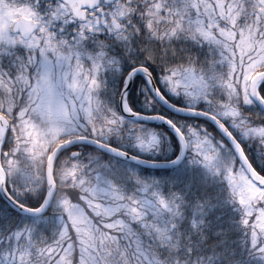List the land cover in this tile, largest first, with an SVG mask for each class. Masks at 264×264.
I'll list each match as a JSON object with an SVG mask.
<instances>
[{"label":"snow or ice","instance_id":"snow-or-ice-1","mask_svg":"<svg viewBox=\"0 0 264 264\" xmlns=\"http://www.w3.org/2000/svg\"><path fill=\"white\" fill-rule=\"evenodd\" d=\"M138 73L149 110L183 97L170 107L213 121L235 155L202 125L134 111ZM108 74L127 115L104 98ZM262 85L264 0H0V191L62 217L51 235L0 228V264H264V174L242 145L264 158V116L244 109L264 105ZM127 117L167 124L178 153L146 158L161 133ZM85 143L135 166L65 151ZM160 164L203 177L168 187L138 170Z\"/></svg>","mask_w":264,"mask_h":264},{"label":"trees","instance_id":"trees-1","mask_svg":"<svg viewBox=\"0 0 264 264\" xmlns=\"http://www.w3.org/2000/svg\"><path fill=\"white\" fill-rule=\"evenodd\" d=\"M202 51H206V50H202ZM130 67L131 66L128 65L127 62H125L124 68H128L130 70ZM154 75L156 76L158 80L159 79L158 69L156 70ZM122 79H123L122 75L112 76L108 74L106 76V80L108 83V90L107 92L104 93V98L107 99L108 102L112 104L116 108L117 111H119L117 100L120 95V89L122 88ZM160 87L163 90V85H160ZM145 88H146V85L143 79H140V77H137L135 79L133 88L131 89L129 96H128V103L133 108L134 111L140 112V113H146V114H150L151 112H159L161 115H165L169 119H172L174 121H183L187 124H191L196 127H200L202 125L209 132L212 133L214 138L223 139L226 143V146L229 152L235 155L234 152L231 150L228 142L221 136V134L216 130V128L212 124L204 120L197 119V118H185V117L173 115L170 112H168L166 109H163V107L160 106L158 102H156L153 105V107L149 110L145 106V99H146L145 92H144ZM262 88H264V85H262ZM262 94H264V92H262ZM167 98L173 104H178L181 106L185 104L183 97L172 96L171 94L168 93ZM198 107L202 108L203 105H200ZM244 109L245 111H251L253 113H257L259 115L264 116V113L260 111L256 105L244 106ZM132 122L139 123L146 127L156 129L161 133V138H162L161 153L154 157L148 154H142V155H145L146 158L164 161L168 159L169 157H172L174 152L178 153L179 146L177 144V141L174 139V136L168 130H165V128L163 127L157 126L155 123L146 124L144 122L136 121V120H132ZM112 143H115V141H112ZM242 145L246 149V152H247V155L250 161L254 164V167L257 168V171H259L261 174H264V158L260 157L259 153L256 150L255 143L249 144L247 140H243ZM124 148L125 150H134L129 145H124ZM67 151H80L85 156H87L90 153H93L95 151H101V150H98L91 146L81 145V148L76 147L72 150H67ZM63 155L64 153L61 154V157ZM99 158L101 160H107L109 158H112L115 160H119L121 164L126 163L129 165L135 166L134 164L129 163L128 161H123V160L111 157L104 153L102 154V151H101V156ZM237 163H238V160H237ZM138 170L144 176L156 177V178L161 179L162 181H165L168 187H173V186L180 187L183 184L192 181L194 177L196 178V180H199L203 177V169L202 167H199V166H190L188 169H184L183 167H181L180 169H166V171L165 170L155 171V170L147 169L144 166H139ZM213 187L216 188L218 186L214 185ZM45 194H46V188L42 186L40 191L35 196H28L26 198V202L28 203L30 207H38L40 202H42V199ZM42 217H43V220H39L38 218H35V217L32 218L30 216H25L21 213L15 212L14 210L11 209V206L9 204H7L4 200H2V197L0 196V228H13L16 226H22L23 224H27V223L38 222L40 223L41 230L44 232V234L51 235L52 232L60 226V220L62 217L60 216L58 211L54 210L53 205H51L48 212Z\"/></svg>","mask_w":264,"mask_h":264},{"label":"water","instance_id":"water-1","mask_svg":"<svg viewBox=\"0 0 264 264\" xmlns=\"http://www.w3.org/2000/svg\"><path fill=\"white\" fill-rule=\"evenodd\" d=\"M137 77H140L141 79H143V80L145 81L144 76H143V73H138V74L133 78V80L129 83L128 90H127L128 95H129V93H130V91H131V89H132V87H133L134 81H135V79H136ZM145 83H146V86L148 87L146 81H145ZM117 101H118V108H119V111H120L122 114H124V113L122 112V107H121V103H120V96H119V99H118ZM156 101H157V102L163 107V109H166L168 112L172 113L173 115L181 116V117H185V118H197V119H201V120H204V121H206V122L212 124V125L217 129V131L221 134V136L227 141V138L224 137V135H223V133H221L220 129H219V128L216 126V124H215L213 121H211L210 119H207V118L204 117V116L193 115V114H191V113L176 112L172 107H170V104H172L170 101H169L168 104H165V103H163L162 101H159L158 99H157ZM255 104L261 109V111L264 112V105H260L258 102L255 103ZM124 115H127V114H124ZM127 118L130 119V120H134V119L131 118V117H127ZM136 121H137V120H136ZM138 121L144 122V123H146V124L155 123L157 126H160V127L165 128V130H168V131L174 136V139L177 140V143H178V145H179V141H178V139L176 138V134H175V132H174V131H173V130H172L167 124L163 123L162 121H159V120H138ZM227 142H228V141H227ZM228 144H229L230 147H231L230 142H228ZM81 145H82V146H91V147L96 148L95 145H91V144H87V143H85V144H76V145H72V146H70V148L67 149V150L73 149V148H75V147H77V146H81ZM96 149H97V148H96ZM231 149H232V148H231ZM67 150H65V151H67ZM178 150H179V149H178ZM101 151H102V150H101ZM233 152H234V151H233ZM103 153H104V154H107V155H109V156H111V157H113L111 153H107V152H103V151H102V154H103ZM61 154H63V153H61ZM234 154H235V153H234ZM114 158H116V157H114ZM117 159L122 160L121 158H117ZM128 162L134 164V163L131 162V161H128ZM238 163H239V160H238ZM141 166H144V167H146L147 169L155 170V171H156V170H165V171H166V169H173V168H171V167H169V166H167V165H165V164H160V165L157 166V167H151V166H147V165H141ZM45 188H46V187H45ZM0 196L2 197V200H4L7 204H9V205L11 206V209H12V210H14L15 212L21 213V214H23V215H25V216H30V217L33 218V216H32L31 214L26 213V212H23V211H21L19 208H17V207L12 203V201L9 199V195L6 194L4 191H0ZM51 205H52V204L50 203L49 207L45 210L44 213L41 214V216H44V215L48 212V210L50 209ZM35 218H36V217H35Z\"/></svg>","mask_w":264,"mask_h":264},{"label":"flooded vegetation","instance_id":"flooded-vegetation-1","mask_svg":"<svg viewBox=\"0 0 264 264\" xmlns=\"http://www.w3.org/2000/svg\"><path fill=\"white\" fill-rule=\"evenodd\" d=\"M253 166H254V164H253ZM256 168V167H255ZM257 169V168H256ZM259 172V171H258Z\"/></svg>","mask_w":264,"mask_h":264},{"label":"rangeland","instance_id":"rangeland-1","mask_svg":"<svg viewBox=\"0 0 264 264\" xmlns=\"http://www.w3.org/2000/svg\"><path fill=\"white\" fill-rule=\"evenodd\" d=\"M170 94V93H169ZM172 96H174V95H172Z\"/></svg>","mask_w":264,"mask_h":264}]
</instances>
